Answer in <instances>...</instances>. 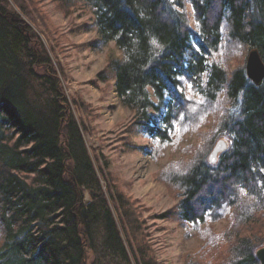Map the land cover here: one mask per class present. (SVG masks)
Listing matches in <instances>:
<instances>
[{
    "label": "trees",
    "instance_id": "trees-1",
    "mask_svg": "<svg viewBox=\"0 0 264 264\" xmlns=\"http://www.w3.org/2000/svg\"><path fill=\"white\" fill-rule=\"evenodd\" d=\"M53 1L64 15L92 14L87 47L120 52H108L96 77L135 113L152 143L141 150L154 160L170 146L180 152L159 174L179 198L161 217L196 241L183 264H259L264 79H248L245 59L256 48L264 62V0ZM9 8L0 0V264H160L137 201L104 194L51 57ZM174 118L177 129L165 131ZM186 134L197 141L181 147ZM218 138L228 146L210 163Z\"/></svg>",
    "mask_w": 264,
    "mask_h": 264
},
{
    "label": "rangeland",
    "instance_id": "rangeland-1",
    "mask_svg": "<svg viewBox=\"0 0 264 264\" xmlns=\"http://www.w3.org/2000/svg\"><path fill=\"white\" fill-rule=\"evenodd\" d=\"M8 1L11 17L21 18V23L32 29L52 59L73 116L85 126L84 140L104 194L109 197L110 193L115 199L118 193L136 200L135 206L141 208L150 246L160 264H183L184 254L196 246V241L193 237L185 238L176 221L161 217L179 198L159 174L170 159L180 157V152L178 149L173 152L170 146L159 160H154L141 150V147L150 149L152 143L135 123V113L119 104L111 82H100L96 77L106 64L108 52H120L113 43L101 52L87 47L97 36L94 30L82 29L91 23L92 16L83 7L67 16L53 0H23L29 12L25 13ZM196 141V135L186 134L180 146ZM113 198L109 203L120 221V210ZM88 199L84 192V200ZM225 223L222 219L212 224L213 230L219 232Z\"/></svg>",
    "mask_w": 264,
    "mask_h": 264
},
{
    "label": "water",
    "instance_id": "water-1",
    "mask_svg": "<svg viewBox=\"0 0 264 264\" xmlns=\"http://www.w3.org/2000/svg\"><path fill=\"white\" fill-rule=\"evenodd\" d=\"M12 20L23 21L21 18L12 15ZM245 72L255 85H260L264 79V62L262 61L260 54L256 48H252L247 52L245 59ZM228 146L227 141L224 138H218L213 144L210 152L207 155V160L210 163H215L218 155L225 151ZM255 256L259 261V264H264V243L259 247Z\"/></svg>",
    "mask_w": 264,
    "mask_h": 264
},
{
    "label": "snow or ice",
    "instance_id": "snow-or-ice-1",
    "mask_svg": "<svg viewBox=\"0 0 264 264\" xmlns=\"http://www.w3.org/2000/svg\"><path fill=\"white\" fill-rule=\"evenodd\" d=\"M152 43H155V41H153ZM188 91L189 93H192L194 91V85L193 84H189L188 85ZM196 95H199V93H195ZM186 101H189L191 102V96H185L184 98ZM197 103H203V100L201 101H198ZM185 119V116L184 114H181V120ZM169 129H172V130H176L177 129V122L175 120V118L173 119V122L172 124L170 125H166L165 126V131H169ZM171 134V132H169V135Z\"/></svg>",
    "mask_w": 264,
    "mask_h": 264
}]
</instances>
